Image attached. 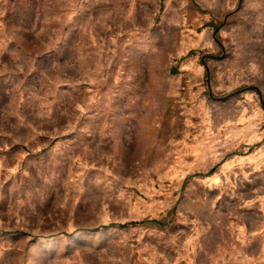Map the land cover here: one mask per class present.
I'll return each instance as SVG.
<instances>
[{
    "label": "rangeland",
    "instance_id": "obj_1",
    "mask_svg": "<svg viewBox=\"0 0 264 264\" xmlns=\"http://www.w3.org/2000/svg\"><path fill=\"white\" fill-rule=\"evenodd\" d=\"M0 264H264V0H0Z\"/></svg>",
    "mask_w": 264,
    "mask_h": 264
}]
</instances>
